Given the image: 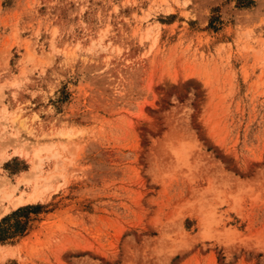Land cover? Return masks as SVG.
<instances>
[{"label":"rangeland","instance_id":"rangeland-1","mask_svg":"<svg viewBox=\"0 0 264 264\" xmlns=\"http://www.w3.org/2000/svg\"><path fill=\"white\" fill-rule=\"evenodd\" d=\"M28 204L0 264H264V0H0V220Z\"/></svg>","mask_w":264,"mask_h":264},{"label":"trees","instance_id":"trees-1","mask_svg":"<svg viewBox=\"0 0 264 264\" xmlns=\"http://www.w3.org/2000/svg\"><path fill=\"white\" fill-rule=\"evenodd\" d=\"M41 205H24L20 206L11 212L10 215L3 217L0 220V242L12 240L25 233L30 213H38Z\"/></svg>","mask_w":264,"mask_h":264},{"label":"bare ground","instance_id":"bare-ground-1","mask_svg":"<svg viewBox=\"0 0 264 264\" xmlns=\"http://www.w3.org/2000/svg\"><path fill=\"white\" fill-rule=\"evenodd\" d=\"M38 195L36 194V192H32L31 194H28L27 195L28 197H26L25 195H21L17 198V200H15V202H13L14 204H12V205L16 206L17 204L22 203L23 201H27L29 199L32 200V198H35Z\"/></svg>","mask_w":264,"mask_h":264}]
</instances>
